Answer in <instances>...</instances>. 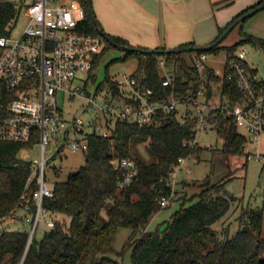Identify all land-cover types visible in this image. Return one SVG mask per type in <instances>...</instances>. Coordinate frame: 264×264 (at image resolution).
I'll use <instances>...</instances> for the list:
<instances>
[{
	"label": "trees",
	"instance_id": "1",
	"mask_svg": "<svg viewBox=\"0 0 264 264\" xmlns=\"http://www.w3.org/2000/svg\"><path fill=\"white\" fill-rule=\"evenodd\" d=\"M80 2L86 10L84 29L99 32L88 1ZM263 3L264 0H259L234 16L220 28L219 35L239 16ZM25 6L24 3L0 0V35L13 34ZM241 35L242 38L230 46L218 44L206 50L205 46L192 42L181 46L192 45L197 49L179 53L125 51L121 60L137 57L138 65L134 72L145 73L142 82L154 89L155 99H194L201 89H206L209 98L210 90L220 84L222 99L234 107L243 102L246 93L236 79L228 78L232 71L230 60L247 43L264 50L263 37L246 33L243 29ZM112 38L120 44H131L116 35ZM110 48L117 47L107 41L98 55L94 68L96 73L92 75L96 82L99 79L97 70ZM157 49L169 48L160 46ZM224 50L227 52V64L223 77L212 66L206 65L203 70L196 66V59L202 52L210 54ZM110 64L105 67L106 76L98 86H109L119 95L122 87L110 75ZM244 64L253 73H258V69L252 68L246 60ZM163 67L168 70L166 74L162 73ZM167 77L172 81L163 86L162 81ZM255 84L258 92L263 93L264 78ZM8 106L9 99L0 104V124L9 114ZM211 121L217 134L224 137L222 150L228 155L245 154L248 161L250 154L245 150L248 136L240 131L234 116L219 112L218 117ZM196 128L195 119L182 121L179 110H173L160 111L156 119L147 124L118 120L110 136L97 132L90 134L88 148L84 151L85 164L67 179H56L51 185L53 196L45 199L55 221L54 227L45 229L41 238L35 234L28 249V229L0 232V264H123L119 256L128 247L132 248V264H264V206L243 210L239 216L240 227L233 236H226V229L219 236L214 228L237 199L226 187L229 178L213 181L209 175L206 176L199 182L201 190L195 195L196 202L188 206L183 204L167 220L164 230L145 229L154 213L163 207L162 197L169 196L172 191L171 172L179 158L200 156L204 150L201 145L192 144ZM27 146L31 152L37 148L34 143L28 145L0 138V218L22 205L23 194L32 198L37 188L34 181L29 182L35 160L31 156H20ZM141 147L148 148L149 157L142 154ZM128 156L136 160L138 174L122 185L126 167L120 162ZM55 172L59 175L60 170L55 168ZM119 226H128L132 230L121 251L114 246Z\"/></svg>",
	"mask_w": 264,
	"mask_h": 264
},
{
	"label": "built area",
	"instance_id": "2",
	"mask_svg": "<svg viewBox=\"0 0 264 264\" xmlns=\"http://www.w3.org/2000/svg\"><path fill=\"white\" fill-rule=\"evenodd\" d=\"M25 14L28 22L20 33L0 35V104L9 99V114L0 124V138L28 145L34 143L39 148L29 178L37 188L32 198L23 194L22 205L0 218V232L11 230L9 226L12 224L27 225L29 239L26 249L41 226L52 229L55 225L51 210L45 204V199L53 196L47 177L48 163L57 155H67L68 148L84 152L88 148L89 135L94 132L112 135L118 120L147 124L152 123L160 111L179 110L182 121L190 118L197 121L196 138L192 144L199 145V136L204 131L214 130L211 119L222 112L233 115L239 128L248 136L245 150L250 156L254 152L249 145L261 143L264 136V92L259 93L255 83L263 78L244 64L247 45L241 46L236 57L229 62L232 71L228 78L236 79L246 93L243 102L234 107H230L222 96L220 103L212 102L210 97L215 87L210 90L209 98L206 89H201L194 99H155L154 89L142 82L144 72L122 73V78L116 79L122 87V93L117 95L109 86L100 88L92 78L96 60L107 40L99 32L84 29L86 10L80 0H33L26 4ZM208 56V52L199 54L196 59L199 69L208 65ZM161 64L164 65V60ZM226 64L227 60L224 67ZM224 67L222 73L216 69L221 77ZM171 81L172 78L167 77L162 84L168 86ZM218 87L221 93V86ZM77 100L88 117L73 109ZM21 152L23 158H28L31 148L24 147ZM258 156L264 160V153ZM187 159L180 157L179 163L173 167L171 184L176 183L174 178ZM120 163L126 167L124 185L138 174V167L131 156L123 158ZM174 190L172 186L170 195L162 197L163 207L169 203Z\"/></svg>",
	"mask_w": 264,
	"mask_h": 264
},
{
	"label": "rangeland",
	"instance_id": "3",
	"mask_svg": "<svg viewBox=\"0 0 264 264\" xmlns=\"http://www.w3.org/2000/svg\"><path fill=\"white\" fill-rule=\"evenodd\" d=\"M16 3H30L33 0H10ZM28 22V17L25 14V9L19 17V21L15 25L13 34L17 35L25 27ZM242 29L245 31H254L256 33H264V9L258 11L256 14L247 18V20L241 25L237 24L229 34L220 43L221 46H230L238 42L241 38ZM248 48V59L251 60L255 66L258 67V73H264V50L260 49L251 43H247ZM227 52L221 51L219 53L211 52L207 58V64L214 67L215 69L221 71L223 70L226 54ZM125 51L120 48H110L103 57L100 67L97 70L99 74V79L96 84L102 81L105 76V67L108 63L110 75L116 79L122 78V73L133 72L138 65V59L136 56L129 58L128 60H121L124 56ZM248 62V61H247ZM168 70L163 67L162 73L166 74ZM219 85H215V90L213 95L210 97L213 103L221 102V93L219 91ZM81 102L77 100L74 108L78 114L84 117H88L87 111L80 107ZM180 108H183L180 106ZM243 132V129L240 128ZM201 142L202 150L200 156L192 155L184 163V167L178 170L177 177L179 181L172 186L175 188L174 195L169 198V203L167 206L162 207L157 210L151 217L148 224L145 226L146 230H159L162 231L166 228L167 220L170 219L172 214L179 210L183 204L185 206L191 205L196 202V194L201 190L199 182L202 181L206 176H210L213 181H218L223 178H229L226 183L227 189L231 194L236 196V200L233 202L232 207L227 215L214 224L219 236H222V232L226 229V236H233L238 228L240 227L239 216L243 210L247 208H257L264 206V171L262 167L264 160L258 156L260 153H264V136L261 139V143L250 144L249 148L254 152L249 160L247 161V156L245 154L228 155L223 149L224 137L217 134L216 130H207L202 132L199 136ZM211 144V147L208 146ZM216 145V147H214ZM50 148V146H49ZM39 148H35L34 151L30 152L31 158H37L39 154ZM141 152L145 157H149L148 148L141 147ZM20 156L23 157L24 154L20 152ZM86 162L84 152L73 151L72 149H67V155L62 157H56L51 163L47 165V177L50 185L56 179L65 180L73 172L79 170V168ZM55 168L60 170L59 175L56 174ZM188 169H191L188 172ZM173 181V178L171 179ZM192 197V199H191ZM184 200H188L185 201ZM43 225V224H42ZM11 230L13 229H25L27 225L22 223L12 224L9 226ZM45 226H41L37 232V237L41 238L43 236ZM132 230L128 226H119L117 229L116 240L114 243L115 248L121 251ZM140 233L137 234L139 236ZM263 235H264V225H263ZM131 252L132 248L128 247L123 254L119 256V260L123 264H132L131 262ZM264 259V253L262 254Z\"/></svg>",
	"mask_w": 264,
	"mask_h": 264
},
{
	"label": "crops",
	"instance_id": "4",
	"mask_svg": "<svg viewBox=\"0 0 264 264\" xmlns=\"http://www.w3.org/2000/svg\"><path fill=\"white\" fill-rule=\"evenodd\" d=\"M226 1L93 0V6L106 33L122 37L133 46L173 48L194 42L201 47L213 42L221 27L259 0ZM245 32L264 38L261 32ZM247 61L258 69L248 57ZM258 75L264 78V73ZM174 179L179 181L178 177Z\"/></svg>",
	"mask_w": 264,
	"mask_h": 264
},
{
	"label": "water",
	"instance_id": "5",
	"mask_svg": "<svg viewBox=\"0 0 264 264\" xmlns=\"http://www.w3.org/2000/svg\"><path fill=\"white\" fill-rule=\"evenodd\" d=\"M88 4H89V9L90 12L92 14V17L95 21V23L97 24L98 28H99V32L105 37V39L107 41H109L110 43H112L115 47L120 48L124 51H136V50H140L144 53H155V52H168V53H179L185 50H193V49H197L198 47L195 46H178V47H173V48H169L167 50H163V49H157V48H147V49H141L138 48L136 46H133L131 44H120L116 41L113 40L112 36L109 35L108 33H106V31L103 29V27L101 26L95 10H94V6H93V0H87ZM264 9V3L245 12L244 14H242L241 16H239L235 22H233L231 25H229V27L222 33L220 34L213 42H211L210 44H208L207 46H205L204 48L206 50H210L212 48H214L215 46H217L218 44H220L224 38L229 34V32L240 22L246 20L247 18L251 17L252 15L256 14L258 11Z\"/></svg>",
	"mask_w": 264,
	"mask_h": 264
}]
</instances>
